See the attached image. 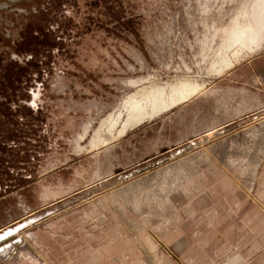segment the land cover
Returning a JSON list of instances; mask_svg holds the SVG:
<instances>
[{
  "label": "rangeland",
  "instance_id": "1",
  "mask_svg": "<svg viewBox=\"0 0 264 264\" xmlns=\"http://www.w3.org/2000/svg\"><path fill=\"white\" fill-rule=\"evenodd\" d=\"M254 1L0 0V264H264V32L230 42Z\"/></svg>",
  "mask_w": 264,
  "mask_h": 264
},
{
  "label": "bare ground",
  "instance_id": "2",
  "mask_svg": "<svg viewBox=\"0 0 264 264\" xmlns=\"http://www.w3.org/2000/svg\"><path fill=\"white\" fill-rule=\"evenodd\" d=\"M251 1H253V0H251ZM246 3L247 2H245V4ZM247 4H249V3H247ZM248 10H249V8H248ZM252 12H253L254 17L251 20L252 21L251 22V28H248L246 24L243 26H237L235 33L233 34V36L230 40L231 46L232 47L236 46L241 51L245 50L244 48L246 46L249 47L251 44L256 42V38L259 36L258 33L264 32V0H258V1L255 0L253 2ZM250 18H252V16H250ZM237 19H239V18H237ZM262 41H264V40H262ZM251 52L249 50V52H245L241 58H239V57L236 59L234 58L235 60L230 61V62L229 61H223L222 67L220 68V70H218V74L224 72L225 70H228L229 68H232L235 64H237L241 60L250 57ZM203 81L204 80H202V79H200V81H193V82L182 81V82H179L178 84L172 86L168 95H165V93H161L159 91L160 90L159 89V90H155L149 98L143 100L142 102L134 103L132 105L129 104L130 106L128 108L127 118L124 121L122 120L120 132L125 133L130 128L140 126L143 123H145L146 121H149V120H152L156 117H159V116L175 109L179 105L186 103V102H189L197 94L202 92L203 89L206 87L207 82L206 81L203 82ZM183 84H187L188 86H193V88L200 86L201 90L194 91L196 89H193L191 87H184L183 88V87H181V86H183ZM111 116H109V117H111ZM118 123H119V120H117L116 122H113L111 129H110V131H111L110 133H112V131L114 130L115 126H117ZM96 140H98V139H96Z\"/></svg>",
  "mask_w": 264,
  "mask_h": 264
},
{
  "label": "crops",
  "instance_id": "3",
  "mask_svg": "<svg viewBox=\"0 0 264 264\" xmlns=\"http://www.w3.org/2000/svg\"><path fill=\"white\" fill-rule=\"evenodd\" d=\"M129 132V131H128ZM127 134V133H126ZM121 136H123V135H121Z\"/></svg>",
  "mask_w": 264,
  "mask_h": 264
}]
</instances>
